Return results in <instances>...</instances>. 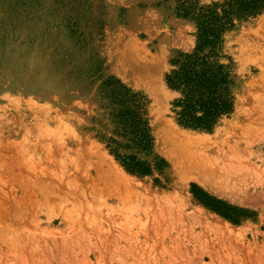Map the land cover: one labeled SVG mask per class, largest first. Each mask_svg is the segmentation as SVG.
<instances>
[{
    "label": "rangeland",
    "instance_id": "rangeland-1",
    "mask_svg": "<svg viewBox=\"0 0 264 264\" xmlns=\"http://www.w3.org/2000/svg\"><path fill=\"white\" fill-rule=\"evenodd\" d=\"M226 1L0 0V264H264V13L209 57L233 103L211 130L179 123L165 80Z\"/></svg>",
    "mask_w": 264,
    "mask_h": 264
},
{
    "label": "trees",
    "instance_id": "trees-1",
    "mask_svg": "<svg viewBox=\"0 0 264 264\" xmlns=\"http://www.w3.org/2000/svg\"><path fill=\"white\" fill-rule=\"evenodd\" d=\"M264 13V0H228L220 12L215 8L203 9L196 16L197 41L194 52L183 54L180 61L174 62L175 68L165 77L169 89L180 91L181 96L175 100L178 121L192 129L211 130L217 121L229 115L233 110L232 97L229 92L230 79L225 66L210 61L220 46L221 34L238 19L256 18ZM207 49L208 54H202ZM128 96L134 110L140 105L135 95ZM122 123L130 140L142 149H150L147 130L135 111L125 109ZM123 166L137 175L149 174L146 163L134 161V157H123Z\"/></svg>",
    "mask_w": 264,
    "mask_h": 264
},
{
    "label": "bare ground",
    "instance_id": "bare-ground-1",
    "mask_svg": "<svg viewBox=\"0 0 264 264\" xmlns=\"http://www.w3.org/2000/svg\"><path fill=\"white\" fill-rule=\"evenodd\" d=\"M195 139V141H196V138H194ZM194 141V140H193ZM191 144H192V142H191ZM189 146V145H188ZM195 146H198V145H195ZM193 147V146H192ZM187 148V147H186ZM180 150H182V149H180ZM183 150H185V149H183ZM188 152H189V150H187ZM183 152V151H182ZM185 153H186V151H185ZM182 157V156H181ZM183 158V157H182ZM180 159V158H179ZM187 173H188V171H186ZM180 174H182V173H180ZM184 174H186L185 172H184ZM187 175H189V174H187ZM181 176V175H180ZM200 176V175H199ZM181 177H183V175L181 176ZM191 177V176H190ZM189 177V178H190ZM205 177V176H204ZM202 178V177H195V178H193V180L194 181H196L199 185H201L204 189H206V190H208L209 192H211L212 194H214V195H216V196H218V197H222V198H225V199H227V200H233V197H232V195H230V194H227L225 191H223L221 188H219L218 186H214L213 184H210L209 183V181L206 179V178ZM184 178V177H183ZM182 179V178H181ZM183 180V179H182ZM187 180V179H186ZM192 180V179H191Z\"/></svg>",
    "mask_w": 264,
    "mask_h": 264
}]
</instances>
